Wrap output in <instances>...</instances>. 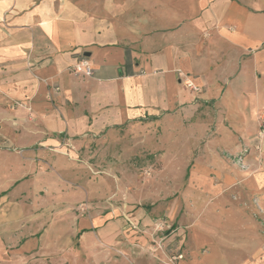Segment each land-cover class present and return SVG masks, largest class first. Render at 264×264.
<instances>
[{"label":"crops","instance_id":"obj_1","mask_svg":"<svg viewBox=\"0 0 264 264\" xmlns=\"http://www.w3.org/2000/svg\"><path fill=\"white\" fill-rule=\"evenodd\" d=\"M81 57L93 76L71 71ZM253 70L264 79V0H0V117L74 148L129 121L185 117L193 103L227 102ZM61 181L39 173L0 181V259L43 254L64 230L78 239L113 229L109 212L63 222L47 215L54 208L40 193H73L75 204L80 193H109L104 177L98 190L88 180L84 191ZM221 194L201 193L204 211L183 230L180 264H264L252 224L215 220L209 206Z\"/></svg>","mask_w":264,"mask_h":264},{"label":"rangeland","instance_id":"obj_2","mask_svg":"<svg viewBox=\"0 0 264 264\" xmlns=\"http://www.w3.org/2000/svg\"><path fill=\"white\" fill-rule=\"evenodd\" d=\"M223 102L209 100L199 107L193 103L185 117L177 112L168 118L129 121L118 131L83 137L76 148L67 138L49 141L48 132L33 133L35 126L30 133L22 132L19 120L0 117V181L7 175L39 173L84 191L86 180L98 190L101 177L107 178L109 193H80L76 204L73 193L35 196L54 208L47 215L62 222L75 214L107 212L113 222L109 232L103 231L105 225L78 239L64 230L58 247L47 246L45 253L24 259L9 254L0 264H180L183 230L204 211L203 206L198 209L206 200L201 193H222L217 204L209 206L218 210L215 220L252 224L264 243V79L260 72L253 70L239 78L230 100Z\"/></svg>","mask_w":264,"mask_h":264},{"label":"built area","instance_id":"obj_3","mask_svg":"<svg viewBox=\"0 0 264 264\" xmlns=\"http://www.w3.org/2000/svg\"><path fill=\"white\" fill-rule=\"evenodd\" d=\"M71 71L76 75L81 74L86 77H91L94 73L91 63L85 57H81L77 62H75L71 67ZM185 84H187L190 88H194L192 83L189 81H185Z\"/></svg>","mask_w":264,"mask_h":264}]
</instances>
